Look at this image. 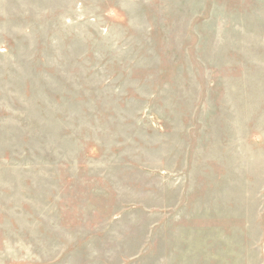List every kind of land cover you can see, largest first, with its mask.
<instances>
[{
    "label": "rangeland",
    "instance_id": "obj_1",
    "mask_svg": "<svg viewBox=\"0 0 264 264\" xmlns=\"http://www.w3.org/2000/svg\"><path fill=\"white\" fill-rule=\"evenodd\" d=\"M0 264H264V0H0Z\"/></svg>",
    "mask_w": 264,
    "mask_h": 264
}]
</instances>
